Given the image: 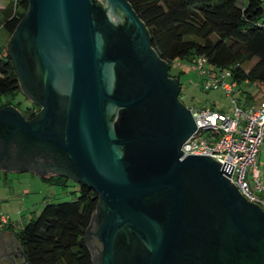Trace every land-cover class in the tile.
Returning <instances> with one entry per match:
<instances>
[{
	"label": "water",
	"instance_id": "95a60500",
	"mask_svg": "<svg viewBox=\"0 0 264 264\" xmlns=\"http://www.w3.org/2000/svg\"><path fill=\"white\" fill-rule=\"evenodd\" d=\"M28 3L7 50L20 87L41 85L42 109L31 121L0 109V141L15 127L53 146L72 167L61 177L95 191L84 236L102 244L93 264H264L246 251L264 253V210L226 177L234 166L183 158L197 127L131 4ZM143 106L150 112L135 114Z\"/></svg>",
	"mask_w": 264,
	"mask_h": 264
},
{
	"label": "trees",
	"instance_id": "16d2710c",
	"mask_svg": "<svg viewBox=\"0 0 264 264\" xmlns=\"http://www.w3.org/2000/svg\"><path fill=\"white\" fill-rule=\"evenodd\" d=\"M127 1L145 23L153 48L170 68L174 62L192 64L204 57L212 72H232L235 92L252 98L248 88L256 86L264 94V0ZM2 2L0 28L6 31L7 39L0 46V106L10 104L20 93L6 45L29 7L28 0ZM253 61L246 71L244 66ZM123 118L117 121V129ZM98 200L94 190L78 184L73 200L45 205L37 218L16 233L29 262L93 264L84 236ZM11 224L10 219L5 229Z\"/></svg>",
	"mask_w": 264,
	"mask_h": 264
},
{
	"label": "built area",
	"instance_id": "2783aa9c",
	"mask_svg": "<svg viewBox=\"0 0 264 264\" xmlns=\"http://www.w3.org/2000/svg\"><path fill=\"white\" fill-rule=\"evenodd\" d=\"M190 65L200 73L206 88L230 95L233 111L227 114L209 108H188L197 129L182 145L183 158L211 156L223 161L222 166L225 163L234 166L231 177H226L249 202L264 210V176L257 166L258 157L264 152V100L242 108L232 97L236 85L231 71L212 72L204 57ZM9 222L10 217L0 210V229Z\"/></svg>",
	"mask_w": 264,
	"mask_h": 264
},
{
	"label": "rangeland",
	"instance_id": "374dc122",
	"mask_svg": "<svg viewBox=\"0 0 264 264\" xmlns=\"http://www.w3.org/2000/svg\"><path fill=\"white\" fill-rule=\"evenodd\" d=\"M6 39V31L0 28V46L6 44ZM9 40L10 38L7 44ZM253 64L254 61L247 63L244 66L245 70L248 71ZM171 74L179 78L181 102L186 108H209L232 114L233 105L230 95L220 89L206 88L200 73L192 69L186 61L174 62ZM250 89L252 98H246L245 95L237 91L232 95L242 108L258 105L264 100L262 90L255 86H251ZM16 98L22 99L23 97L21 94H17ZM257 166L264 176V152L258 157ZM63 181L64 179L51 181L29 171L1 172L0 210L8 215L14 223H19V230L31 219L37 218L48 203H61L75 198L78 184L73 180H68L67 183Z\"/></svg>",
	"mask_w": 264,
	"mask_h": 264
},
{
	"label": "flooded vegetation",
	"instance_id": "af4514ba",
	"mask_svg": "<svg viewBox=\"0 0 264 264\" xmlns=\"http://www.w3.org/2000/svg\"><path fill=\"white\" fill-rule=\"evenodd\" d=\"M168 76L171 79H177L175 78L176 76L171 74V68H169ZM32 82L33 84H28V88L30 89L28 92L20 87L19 94L23 97L22 99L16 98L10 104H2L0 109L14 107L26 121L36 118L42 109L38 103L43 99V90L38 80L34 79ZM179 99L181 100V90ZM141 108L143 109L136 111V113L127 110L124 113L125 118L134 115V113L137 115L141 113L143 115L145 112L144 114L146 115L150 112L145 106ZM12 130L14 134L7 143L4 144L2 140L0 141V173H15L17 170L24 169L39 174L42 178L60 177L66 179L65 177H61L63 170L72 167L68 159L61 152L56 151L53 146H49L47 143L23 135L15 127ZM4 134L8 136L9 133L4 132ZM7 231L8 229H5V227L0 229V264H31L18 241L17 235L8 237ZM128 235L131 236L130 232ZM88 238L87 246L91 255H97V261L99 262L102 244L93 233ZM246 251H249L247 253L252 259L257 260L262 258V261L264 260V253L259 254L250 249Z\"/></svg>",
	"mask_w": 264,
	"mask_h": 264
},
{
	"label": "crops",
	"instance_id": "0c3cea01",
	"mask_svg": "<svg viewBox=\"0 0 264 264\" xmlns=\"http://www.w3.org/2000/svg\"><path fill=\"white\" fill-rule=\"evenodd\" d=\"M256 87V86H255ZM248 90L251 92V89H250V87L248 88ZM263 93V92H262ZM11 222H12V224H11V226H10V229H8V232H10V233H12L14 236L16 235V233H17V231H18V228H19V223L17 222V223H14L13 221H12V219H11ZM17 225V226H16ZM21 229V228H20Z\"/></svg>",
	"mask_w": 264,
	"mask_h": 264
}]
</instances>
